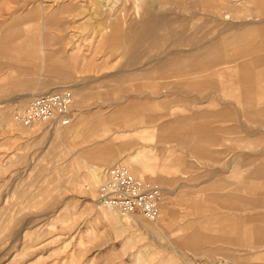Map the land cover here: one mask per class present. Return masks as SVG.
<instances>
[{"label":"rangeland","instance_id":"obj_1","mask_svg":"<svg viewBox=\"0 0 264 264\" xmlns=\"http://www.w3.org/2000/svg\"><path fill=\"white\" fill-rule=\"evenodd\" d=\"M63 90L78 137L14 122ZM263 115L264 0H0V264H264V203L238 188L264 181ZM149 143L161 218L101 208V172L129 168L103 148Z\"/></svg>","mask_w":264,"mask_h":264},{"label":"built area","instance_id":"obj_2","mask_svg":"<svg viewBox=\"0 0 264 264\" xmlns=\"http://www.w3.org/2000/svg\"><path fill=\"white\" fill-rule=\"evenodd\" d=\"M72 96L69 90L51 92L34 98L24 112L16 111L14 119L24 127L35 123L67 126L71 121ZM160 188L132 177L124 167L106 171L98 190V201L111 203L122 216L139 215L155 220L159 215Z\"/></svg>","mask_w":264,"mask_h":264},{"label":"crops","instance_id":"obj_3","mask_svg":"<svg viewBox=\"0 0 264 264\" xmlns=\"http://www.w3.org/2000/svg\"><path fill=\"white\" fill-rule=\"evenodd\" d=\"M232 94H233V96L238 97V94L235 91ZM74 95H75V98H76V100H75L76 104H78L79 103V99H78L79 95H78L77 92H75ZM73 106H74V96H73L72 109H73ZM76 106H78V105H76ZM86 116L87 115H85V114H80L77 117L76 121L73 119L74 121L72 120L70 125L65 127V128H71L72 129V133H71L72 136L76 135L75 137H78L82 133V131L88 130V128L91 127L90 123L86 122L87 121L86 120ZM262 117L263 118H261V119H263V121H264V115ZM256 119H257V117L254 118L255 122H256ZM169 138H171L170 135L167 136L165 134L162 135V134L157 133L156 135L154 134V136H152V138H150L151 140L149 142H153L155 139L158 140V142H159L160 139L167 140ZM103 146H106V145H103ZM111 146L112 145L104 147L106 150L103 148V151H101V153L99 154V156H101V158L99 159V161L96 160L97 161V163H95L96 166L104 165V164H110V163H116V162H125V163H127L129 165V170L131 169L130 172L138 179L144 180L145 177H150L151 179L157 180V179L163 178L156 171L159 168V167H157V165H158V163H159V161L161 159H160V154L158 153L157 150H155V148L153 147L154 146L153 144L149 143V146H152V147H148V146H144L143 147L144 150L148 151V158L147 159H143L141 157V154L132 155L128 159H123L121 157L118 158V156L114 152L115 150L109 148ZM140 151L141 150H139L138 153ZM114 165H116V164H114ZM162 168L165 169L164 165H163ZM259 178H261V177L259 176ZM238 188H240L241 190L247 192L252 197L251 200L253 201V204H260L261 205V204L264 203V181L258 183V182H250V181L246 180L244 182H241L239 184ZM167 194H168V196L172 195L170 192H168ZM169 199H170V197H169ZM236 211H240L241 212V209H238V206H236ZM160 218H161V215H160ZM219 220L223 222V229H224L225 232H226V230H229L231 228L240 229L241 226L243 228L247 227L249 229L253 228V227L261 229L263 227V226H261V227L256 226L257 223H254L251 226H245V225H242L239 222H236V223L232 222L231 223L230 222L231 220L228 219V218H225V217L219 218ZM247 220L248 219H246V221ZM251 220L253 222H256V221L260 222V219H258V218H253ZM250 233H252V231H250Z\"/></svg>","mask_w":264,"mask_h":264},{"label":"bare ground","instance_id":"obj_4","mask_svg":"<svg viewBox=\"0 0 264 264\" xmlns=\"http://www.w3.org/2000/svg\"><path fill=\"white\" fill-rule=\"evenodd\" d=\"M141 2V0H137V3L139 4ZM227 4V3H226ZM228 14V13H227ZM229 16V15H228ZM225 17H226V15H225ZM42 51V50H41ZM44 57H45V55H44ZM49 58V57H48ZM42 59H44V58H42ZM45 60H46V58H45ZM69 92L71 93V96H72V105H73V95H72V92L69 90ZM49 93H51V92H49ZM47 94V93H46ZM39 96H42V95H39ZM39 96H35V97H33L32 99H30L28 102H26L25 104H23V105H19L20 107L19 108H14L13 109V113H12V118H13V120H14V122L17 124V125H19V127H23V128H32L34 125H36V124H44V123H40V122H38V123H35V124H33V126L32 127H24L23 125H21L20 123H18L15 119H14V113L16 112V111H20V112H24L26 109H27V106L29 105V103L34 99V98H36V97H39ZM72 107H71V121H70V123L72 122V120H73V117H72ZM70 123L68 124V125H70ZM49 126H51V127H53L54 126V128H56V127H59V128H65V127H67V126H61V125H59V124H55V125H51V124H48ZM113 167H124V168H126L128 171H129V173H130V175L132 176V177H134L135 179H137V180H139V181H142V182H149V183H152V184H154L153 182H151V181H149V180H141V179H138V178H136L131 172H130V170H129V168L127 167V166H125V165H122V164H116V165H113V166H111V167H109V168H106L105 170H103L102 172H101V177H99V178H101V179H99V188H98V190L100 189V187H101V185L103 184V182H104V180H105V176H106V171L107 170H109L110 168H113ZM154 185H156V184H154ZM157 186V185H156ZM160 191H161V189H160ZM161 194H162V191H161ZM162 201V200H161ZM161 201H160V204H159V215H158V217L155 219V220H148V219H146V218H144V217H142V216H139V215H128V216H123V217H129V216H139V217H142L143 219H145V220H147V221H149V222H158V220L160 219V215H161V212H160V206H161ZM99 202H101V208L102 207H104V208H108L109 209V211H113V213H114V211L115 212H117L119 215H121L120 214V212H119V210L118 209H116V208H113V206H111V203H109V202H104L103 200H101V201H99ZM121 217H122V215H121ZM122 220V219H121ZM253 236V239L254 238H256V239H259V240H261L262 238H264V233H262L261 232V230H258V231H255V232H253V235H252V233H250L249 235H248V239H251V237ZM255 240V239H254ZM258 240V241H259ZM262 241V240H261ZM250 250V249H249ZM240 253H242V255H244L245 253L244 252H240ZM245 260V259H244ZM240 261H242L241 259H240ZM242 264H246L245 262H241Z\"/></svg>","mask_w":264,"mask_h":264}]
</instances>
